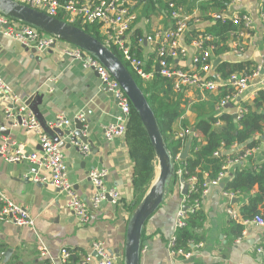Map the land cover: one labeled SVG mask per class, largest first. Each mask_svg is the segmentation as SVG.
<instances>
[{
	"label": "crops",
	"instance_id": "1",
	"mask_svg": "<svg viewBox=\"0 0 264 264\" xmlns=\"http://www.w3.org/2000/svg\"><path fill=\"white\" fill-rule=\"evenodd\" d=\"M166 1L134 0L131 8L136 18L125 36L128 43L135 45L136 53L138 52L137 55L145 65L151 63L147 68L153 73L157 62L155 47L152 42L145 40V37L152 35L159 28L170 26ZM172 1L181 5L188 13L195 12L198 21L191 23L179 37V43L185 52L184 55L173 58L171 64L190 74L198 71L203 78L224 82L225 85L215 92L206 91L199 86L184 87L177 93L172 90L174 102L178 104L181 114L173 122L171 130L174 132L185 127L191 129L198 119L209 116L219 121L214 124L219 127L223 124L218 118L222 112L233 114L242 106L241 103L253 102L261 85V71L263 72L264 68V18L260 12V0H244L243 4L250 9L252 28L247 35L239 38L235 34L228 35L226 44H219H225L221 54L214 52L216 48L211 49L212 66L207 74L193 67L192 58L197 50L192 44V39L213 26L217 19L224 18L223 12L229 7V2L226 3V8L220 11L213 4L206 10V6L212 1ZM236 7L234 5L230 8L235 10ZM212 12L216 14H210ZM57 16L52 17L69 25L97 27L100 35L99 27L95 23L81 24L78 20L68 22L65 15L60 14L62 18ZM0 17L6 19L1 14ZM9 23L8 27L12 28L27 25L21 22ZM5 26L7 27L6 24H0V77L11 86L24 105L31 98L39 96V115L35 117L40 124V131L51 139L47 128L52 125L57 115H63L71 121L67 129L73 128L74 118L83 116L88 122L83 128V133L88 138L86 144L93 146L88 153H82L80 145L71 142L67 137L61 138L66 141L60 149L72 189L88 203L94 193L88 173L93 169H105L104 186L107 189L115 188L119 200L117 204L104 200L98 208L90 207L89 221L80 223L67 205L66 194L50 184V173L47 169L38 167L27 159L10 162L0 156V189L11 201L21 205L34 221L32 228L0 220V264L45 263L36 248V234L42 238L54 256L61 247H70L75 253L74 256L79 257L89 251L93 240H101L105 249L113 252L122 264L126 223L133 197L135 163L130 156L125 135L107 140L103 133V127L113 122L118 114L115 99L110 91L105 90L95 71L85 68L82 61L65 53L74 46L72 43L56 39L54 46L51 45L46 50L39 51L34 48L35 51H32L17 40L4 35L2 32ZM238 28L236 26L234 32ZM38 32L48 35L39 30ZM138 38H142V42L137 43ZM217 40L218 38L214 37L213 44ZM209 44L207 41L204 46L209 48ZM216 58L220 59L218 64L223 61L248 62L249 67L257 72L250 79L247 89L235 101H229L232 107L225 105L222 111L217 109V103L232 94L233 87L226 83L229 75L222 78L215 71L214 68L218 64L213 67V62ZM10 106L11 103L0 96V109ZM262 136L264 132L255 135L254 138L260 137V143L240 163L241 166H258L264 162ZM4 137L7 138L11 149L20 148L24 154L40 153L39 135L18 125L12 126L10 120L0 113V142ZM221 153L226 152L223 150ZM34 175L45 176L48 183L35 182ZM228 179L229 172L224 180L215 185H208L206 192L201 194L197 201V206L194 202L192 206L185 202L182 204L185 195L181 194L178 183L173 184L163 203L144 225L139 264H264V225L256 224L253 218L247 222L241 214V208L248 206L249 198L256 194L257 186H254L249 194L233 193L224 189ZM181 205L188 210L185 217L196 208H199L204 216L202 225L194 230L200 241L192 245L189 259L168 249V241L174 233L176 213ZM227 208L239 215L237 220H233L227 213ZM257 210V214L264 217V200L257 205ZM236 225L242 226L240 232ZM8 249L10 253L5 257L4 253Z\"/></svg>",
	"mask_w": 264,
	"mask_h": 264
},
{
	"label": "built area",
	"instance_id": "2",
	"mask_svg": "<svg viewBox=\"0 0 264 264\" xmlns=\"http://www.w3.org/2000/svg\"><path fill=\"white\" fill-rule=\"evenodd\" d=\"M19 4L44 11L49 16L65 15L66 21L74 22L75 20L83 23H95L98 25L101 35V42L109 49H113L118 52L131 70L142 80L147 81L153 75L152 70H148L144 61L137 55L135 45L126 41V34L130 30L132 22L136 16L132 11V3L134 0H13ZM212 1V0H204ZM229 7L223 12L224 19H229L235 26L239 28L234 32L230 31L229 35L235 34L237 38L247 35L248 31L252 28V17L250 15V9L243 4L244 0H228ZM262 0H260L261 2ZM237 6L236 9H231L232 6ZM167 13L169 17L170 26L166 28H159L152 35L145 37V40L152 42L155 47L156 72L165 79L169 80L174 93L179 92L184 87L199 86L206 91L215 92L220 86L225 85L224 82L219 83L211 78H203L198 71L190 74L180 68H175L171 63L172 59L184 55V47L179 43V37L190 26L191 23L197 22L198 18L195 12L188 13L185 9L175 3L172 0L166 1ZM261 12V11H260ZM210 14H216L212 12ZM262 17L264 15L261 13ZM8 20L0 17V24H6L7 27L3 29V34L10 36L17 40L23 46L28 48H35L39 51L48 49L54 42V38L50 35H42L38 30L29 25H23L19 28L8 27ZM213 36L206 34L205 31L198 33L192 39V44L196 48L197 52L192 58V64L194 69L197 68L201 73L207 74L211 70V49L216 48L213 44ZM142 38L137 39V43L142 42ZM209 42L210 47L204 46L206 42ZM65 53L73 58L82 61L83 66L87 69L95 71L104 87L117 100L118 114L115 120L103 127V133L107 140L114 138H121L125 135L127 130V122L130 116L131 103L127 96L120 88L118 82L111 77L108 71L92 56L84 53L80 48L73 46L71 49L65 51ZM258 71V69L256 70ZM251 73L235 72L232 73L226 80V83L233 87V93L229 96L222 98L217 103V109L222 111L225 105H228L229 101H235V99L247 89L249 81L252 76L257 72ZM261 85L259 90H264V68L261 74ZM0 96L4 97L11 103L9 108L0 109L7 119L10 120L12 126H21L24 129H30L35 131L39 137L40 153L34 152L24 154L20 148L11 149L8 146V140L6 137L2 138L0 142V156L10 162H17L21 159H27L38 167L47 169L50 173V184L58 187L67 196V205L71 209L73 215L78 219L80 223H87L90 219V207L96 209L99 207L102 201L110 198L112 204H117L119 200L118 192L115 188L107 189L104 186L103 179L106 175L105 169H93L89 171L88 178L90 179L94 193L89 198L87 203L81 199L78 194L72 189V185L67 179V167L61 153V149L58 143H54L46 134L40 131V124L35 115L20 102V99L16 93L0 77ZM229 102V103H228ZM252 102L248 105H251ZM220 111V113H221ZM246 111L244 107H238L235 110L236 118H239L242 113ZM19 118V122L16 120ZM70 120L63 115H57L55 121L50 127H68ZM219 121H217V124ZM190 129L185 127L178 131H174V136L180 139L182 146L186 142ZM264 132V129H263ZM194 135V132H193ZM80 145V146H79ZM79 149L82 153H88L90 147L88 144H79ZM235 147V146H234ZM183 149V148H182ZM180 150V152L182 151ZM225 149L220 148V152H216L214 155H218ZM252 149L244 150L243 153L236 157L227 156L226 162L222 166L221 171L217 177L207 180L202 184L201 194L206 192L208 185H215L224 180L228 171L238 163H241L245 157H247ZM180 152L176 155L175 159L180 161ZM181 167L175 171L176 179H180ZM35 182L48 183L45 176H33ZM196 177L192 176L188 180V190L195 191ZM179 187H182V182H178ZM194 203L197 206V201ZM185 201H182V204ZM0 220L11 223L16 226H31L34 227V221L31 215L19 204L11 201L7 195L0 189ZM227 213L237 220V215L234 211L227 208ZM186 211L182 207L176 213L174 220V231L182 227L185 224ZM253 222L258 225H264V217L261 215H255ZM250 221V219H246ZM175 235L171 236L168 241V249L170 252L177 255H181L185 259H189L191 252L185 251L182 248L173 249ZM36 248L39 256L44 259L46 264H70L76 258L74 251L70 247H61L58 253L54 256L50 250L45 246L42 238L36 234ZM74 264H120L116 255L113 252L107 251L104 247V242L101 240H93L89 245V251L83 255L77 257Z\"/></svg>",
	"mask_w": 264,
	"mask_h": 264
},
{
	"label": "trees",
	"instance_id": "3",
	"mask_svg": "<svg viewBox=\"0 0 264 264\" xmlns=\"http://www.w3.org/2000/svg\"><path fill=\"white\" fill-rule=\"evenodd\" d=\"M227 2L229 1L212 0V3L206 6V10L213 4L214 7L222 11L226 8ZM259 7L261 13L264 15V0L260 2ZM57 17L62 18L59 15ZM75 25L96 39L101 40L97 27L91 25ZM235 27L236 26L229 19L219 18L215 21L213 26L205 30L206 34L218 38L217 42L214 43L216 46L214 52L216 54H221L224 50L229 32L235 30ZM221 42H225V44L219 46ZM112 51L121 59L133 76L138 87L145 95L174 161L175 171L181 167L182 173L180 179L182 182L188 183L190 177H196V190H188L184 197L187 205L192 206L194 200L200 198L202 184L207 180L217 177L222 166L226 162L227 156L231 158L236 157L243 153L244 150L252 149L259 145L260 137H254L255 135H261L263 133L264 90L262 89L257 91L251 105L241 103L242 107L246 108V111L237 119H235L230 112H222L218 118L223 124L219 127H215L214 124L217 119L212 116L198 119L193 126L194 135L191 140L188 156L184 160L177 161L175 157L183 146L181 140L175 138L171 126L176 118L180 116L181 110L178 104L174 102V93L172 92L171 83L164 77H161L156 70L152 78L143 81L131 70L129 65L123 61L118 52L113 49ZM150 64V62L146 64V68H149ZM214 69L222 78H226L228 75L230 76L235 72L251 73L253 71V69L249 67L248 62L228 63L223 61ZM125 138L129 147L130 156L135 163L132 180L133 197L129 205L131 212L139 203L154 179L156 165L154 152L148 137L139 118L133 111L132 106L127 122ZM220 148L225 149L226 153L214 155L216 152H220ZM228 172L229 179L224 187L227 191L249 194L250 190L254 186H257L258 190L256 194L249 198L248 206L241 208V214L245 219H251L255 215H258L257 205L264 200V162L258 166L252 167L247 165L241 166V164L238 163ZM178 182L175 176L169 191H171L173 184ZM185 211L188 213L187 209H185ZM203 218L204 216L199 208L193 209V211L187 215L184 221L185 224L174 231L175 239L173 249L182 248L185 251L192 250V245L200 241V238L196 236L194 230L202 225ZM241 228V225H236L238 232L241 231ZM76 259L77 257L70 264H74Z\"/></svg>",
	"mask_w": 264,
	"mask_h": 264
},
{
	"label": "water",
	"instance_id": "4",
	"mask_svg": "<svg viewBox=\"0 0 264 264\" xmlns=\"http://www.w3.org/2000/svg\"><path fill=\"white\" fill-rule=\"evenodd\" d=\"M0 14L6 17L8 20L7 24H10L9 21L21 22L52 36L54 38L52 46H54L56 39H59L72 43V45L80 48L84 53L92 56L118 82L120 88L130 101L133 111L139 118L148 137L157 166H155L154 179L139 203L130 212L126 223L121 259L122 264H139L143 227L149 217L159 208L169 194V188L175 178L174 161L145 95L121 59L111 49L105 46L101 40L96 39L83 29L75 25H69L44 12L19 4L13 0H0ZM31 50L35 51L34 48H31ZM219 61L220 59L216 58L213 62V67ZM105 90H107L106 87ZM115 102L117 104V100ZM38 103V95L25 102L26 107L36 117L39 115ZM227 107L231 108L232 104L229 103ZM232 116L236 118L237 115L233 113ZM16 120L19 122V118ZM87 123L85 117L81 116L73 119V128L49 127L47 130L51 135L52 141L58 143L59 147H62L66 143L65 140H61L64 137H67L68 140L76 145L86 144L88 138L84 135L83 128L86 127ZM190 131L184 147L179 154L181 160L186 159L188 156L194 127ZM262 138L264 139V136ZM92 147L91 145L90 150H92ZM179 181L182 182L181 179ZM187 188L188 184L182 182V195H186ZM107 200H110V198L107 197ZM9 253L10 250L8 249L5 251L4 256L7 257Z\"/></svg>",
	"mask_w": 264,
	"mask_h": 264
},
{
	"label": "rangeland",
	"instance_id": "5",
	"mask_svg": "<svg viewBox=\"0 0 264 264\" xmlns=\"http://www.w3.org/2000/svg\"><path fill=\"white\" fill-rule=\"evenodd\" d=\"M224 14V13H223ZM156 166V165H155ZM157 167V166H156Z\"/></svg>",
	"mask_w": 264,
	"mask_h": 264
}]
</instances>
